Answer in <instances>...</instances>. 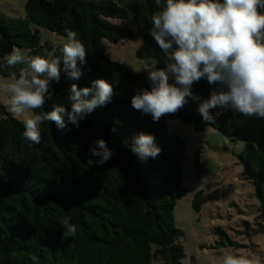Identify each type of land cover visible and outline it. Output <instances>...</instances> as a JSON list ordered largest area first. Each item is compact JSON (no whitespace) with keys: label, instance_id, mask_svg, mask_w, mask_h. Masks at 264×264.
<instances>
[{"label":"trees","instance_id":"1","mask_svg":"<svg viewBox=\"0 0 264 264\" xmlns=\"http://www.w3.org/2000/svg\"><path fill=\"white\" fill-rule=\"evenodd\" d=\"M24 6V18L0 11V56L16 46L25 47L29 55L60 56L61 45L41 42L32 25L65 36V29H72L86 49L79 79H69L62 71L59 81L50 82L43 107L33 111L66 104L72 83L88 86L96 78L112 84L113 97L79 127L69 125V131L44 121L38 144L26 140L21 120L0 106V264H182L184 232L175 225L174 205L186 192L181 173L185 144L168 133L167 117L196 131L212 126L243 143L237 158L241 176L252 183L258 200L254 231H264V118L220 110L214 121L204 122L188 98L175 113L153 121L131 105L136 89L150 87L147 75L105 54L106 42L139 35L138 59L161 56L148 29L163 0H26ZM19 67L0 68V75H12ZM216 87L201 78L192 91L208 98ZM141 131L153 134L161 148L155 158L142 161L131 150L132 137ZM97 137L105 139L113 154L103 165H89V148ZM199 199L197 191L195 210ZM65 215L77 225L75 238L61 237L59 219ZM213 232L220 245L234 243L221 227Z\"/></svg>","mask_w":264,"mask_h":264},{"label":"clouds","instance_id":"2","mask_svg":"<svg viewBox=\"0 0 264 264\" xmlns=\"http://www.w3.org/2000/svg\"><path fill=\"white\" fill-rule=\"evenodd\" d=\"M150 24L148 34L162 55L140 61L136 70L146 71L150 87L134 91V109L158 121L162 114L175 113L191 98L204 122L214 121L220 110L264 118V0H163V7L151 15ZM65 33L60 56L29 55L16 47L0 56V68L21 65L10 79H0V91L7 96L8 110L21 119L23 137L33 143L40 142L44 121L69 131V125L79 127L81 120L113 97L112 84L96 78L88 86L72 83L66 104L33 111L43 107L50 82L59 81L62 71L73 80L82 74L85 46L76 31L66 28ZM161 62L163 67H158ZM201 78L217 86L208 98L192 91L193 83ZM131 150L146 161L155 158L161 148L153 134L141 131L132 137ZM112 154L105 139L97 137L89 148L87 163L103 165ZM59 223L62 238L77 236L71 215L63 216ZM218 264L262 262L256 254L225 249Z\"/></svg>","mask_w":264,"mask_h":264},{"label":"rangeland","instance_id":"3","mask_svg":"<svg viewBox=\"0 0 264 264\" xmlns=\"http://www.w3.org/2000/svg\"><path fill=\"white\" fill-rule=\"evenodd\" d=\"M25 1L0 0V11L24 18ZM109 19L127 24V20ZM31 29H37L41 42H48L53 48L65 39V35L44 27L32 25ZM139 43V35L116 43L106 42L105 54L110 59L130 65L135 73L147 75L144 70H136L141 67V60L136 57ZM16 48L27 53L25 47ZM10 78L11 75H0V79ZM6 101V94L0 91V106L13 115ZM166 122L168 133L180 136L185 144L181 173L186 192L174 205L175 225L184 232L181 242L185 256L181 263L218 264L222 251L231 249L238 253L256 254L264 264V231H254L257 224L253 221L258 200L252 183L241 176L242 165L237 158L243 143L229 139L209 125L196 131L191 124L176 119L167 117ZM197 191H200V199L199 208L195 210L192 199ZM214 227H221L234 243L220 245L218 234L213 232Z\"/></svg>","mask_w":264,"mask_h":264}]
</instances>
